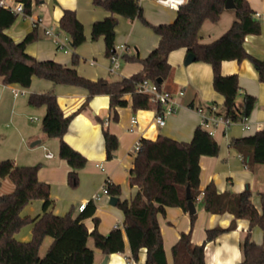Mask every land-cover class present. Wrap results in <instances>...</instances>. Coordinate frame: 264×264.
I'll return each mask as SVG.
<instances>
[{
    "label": "crops",
    "instance_id": "1",
    "mask_svg": "<svg viewBox=\"0 0 264 264\" xmlns=\"http://www.w3.org/2000/svg\"><path fill=\"white\" fill-rule=\"evenodd\" d=\"M96 0H33L32 12L28 17L19 16L14 25L6 33L16 42L22 41L34 29L33 22L40 19L38 39L27 47V53L39 61L53 60L67 67H73V51L69 38L59 32V22L64 10L76 12L77 18L84 26L86 41L76 49L80 58L75 67L77 72L90 79H108L111 81L128 78L143 71L139 62H127L122 55L146 58L159 45L160 38L154 30L139 19L133 21L116 15V48L121 55L119 68L112 71L111 58L106 56L104 38L92 40V26L111 15L110 12L95 5ZM255 12V17L262 24L259 35H248L244 48L254 57L264 61V0H247ZM145 19L151 25L174 23L177 10L173 11L149 0H141ZM259 14V16H257ZM236 19L235 10H225L217 23L204 22L199 41L208 44L223 35ZM52 29L59 33L64 47L58 44L46 31ZM188 51L185 48L176 50L170 55L173 67L171 76L164 81L163 89L173 93L180 105L176 113L166 119L165 126L156 122L155 110H138L132 108V98L125 96L127 105L124 107L110 106V97L96 95L88 100V92L81 87L72 85H54L52 82L34 77L31 86L23 88L19 84L6 85L0 77V144L2 150H8L7 159H12L18 165L40 164L38 178L50 185V196L54 200L50 208L56 215H67L72 212L74 217L80 214L82 203L93 202L96 211L93 217L84 220L88 231L95 228L94 218L99 219L98 229L102 234H108L116 227L124 230V213L117 205L111 204L112 196L103 193L107 181L119 185L121 194L118 200H130L138 191V187L130 185V170L133 168L135 145L140 139H157L160 135L173 137L178 141L189 142L198 126H201V116L198 108L205 110L215 106L218 113L227 114L223 106L224 97L213 87V71L210 64L194 61L185 65ZM224 75L237 74L239 94L236 100L237 111L243 110L246 95L257 100L250 116L232 118L229 126H221L214 134L220 146L217 156H202L200 158L201 174L200 189L202 191L212 183L217 193H227L229 197L238 195L249 187L252 192V203L262 211V196L264 195V165L254 168L246 167L241 154L232 147L233 139L254 135L264 129V83L259 81L258 72L249 60L238 62L228 60L222 63ZM184 91L183 95H179ZM15 92H19L16 96ZM55 92L58 103L65 116L74 115L65 141L74 150L87 158L86 167L81 168L79 184L72 187L68 176L72 171L69 163L59 157V140L50 138L43 131L42 119L46 113L45 107H35L29 104V96L33 93ZM135 118L137 123L133 124ZM104 129H108L119 140L118 149L112 159L107 158L104 139ZM11 142V145H10ZM35 144V145H33ZM10 150V151H9ZM52 153V158L47 157ZM1 157V156H0ZM15 189L12 180H0V195L11 193ZM99 195L94 201V196ZM202 198V197H201ZM196 203L197 219L192 227L191 215L180 207H168L164 215L157 217V224L163 236L164 248L168 262L173 263L172 248L179 241L182 233H192V241L201 245L207 237V231L220 227L227 229L232 224L234 228L219 235L205 246L206 264H238L244 256L241 243L247 235L250 220L237 219L226 210L221 214L208 213L203 202ZM43 213V201L33 200L27 204L21 215L36 218ZM33 224H28L16 234L20 241L32 238ZM252 240L263 243V231L255 227L251 232ZM53 243L51 237H46L40 247L39 254L45 256ZM87 245L95 252L94 264H103L108 256L107 264H145L147 250L141 249L138 259L132 256L130 244L125 236V252L106 255L95 247L94 239L88 238Z\"/></svg>",
    "mask_w": 264,
    "mask_h": 264
},
{
    "label": "trees",
    "instance_id": "2",
    "mask_svg": "<svg viewBox=\"0 0 264 264\" xmlns=\"http://www.w3.org/2000/svg\"><path fill=\"white\" fill-rule=\"evenodd\" d=\"M27 15H31L33 0H20ZM236 19L230 28L215 41L203 44L199 41L200 30L210 21L217 23L224 13L227 0H190L177 11L174 23L151 25L144 17L140 0H96L95 5L111 13L92 26V40L103 37L106 45V56L112 58L119 55L116 48V15L127 20L139 19L151 27L159 36V45L146 58L122 55L127 62H139L143 71L131 77L111 81L108 79L90 80L77 72L75 68L80 58L76 49L86 41L84 26L77 18L76 12L64 10L59 22V32L69 38L73 51V67H67L53 60L39 61L27 53V47L38 39V26L22 41L16 42L6 33L18 15L0 6V77L6 85L19 84L29 88L34 77L48 80L54 85H72L84 88L88 92V100L96 95L110 97V106L127 105L125 96L132 98V108L138 110H161L150 97L138 92V85L144 80L157 82L159 88L171 74L170 55L176 50L185 48L196 57L197 62L212 66L213 87L224 97L223 106L231 118L248 117L256 105V98L246 95L243 110L237 111L236 100L239 94L237 74L224 75L222 63L228 60L242 62L249 60L258 72L259 81L264 83V61L249 54L244 48L246 36L259 35L262 24L255 17V12L247 0H233ZM55 92L33 93L29 96V104L45 107L42 119L43 131L50 138L59 140V157L72 167L68 180L72 187L79 184L78 171L86 167L87 158L74 150L64 139L74 115L65 116L58 103ZM107 158L112 159L118 149L119 140L108 129L103 132ZM189 142L178 141L173 137L160 135L157 139H140L141 147L137 152L133 168L130 170V185L138 187V191L130 200H118L117 206L124 213V230L116 227L108 234L99 229V219L94 218L95 228L88 231L84 220L93 217L96 206L89 202L83 212L74 217L56 215L50 208L54 200L50 196V185L38 178L40 164L18 165L12 159L0 160V180H12L15 189L11 193L0 195V264H94L95 252L87 245L88 238L94 239L95 247L104 254L111 255L125 252V236L130 244L132 256L138 259L139 252L145 248L147 258L145 264H170L166 257L163 236L157 224L158 215H164L168 207H180L186 213L190 189L191 200L196 204L201 198L204 209L208 213L221 214L226 210L237 219L250 220V227L241 243L244 259L238 264H264V195L262 211L252 203V192L249 187L238 195L229 197L227 193L219 194L210 183L204 191L200 189V158L217 156L220 146L214 136L198 126ZM232 147L241 154L246 167L254 168L264 165V129L252 136L232 140ZM108 194L119 197L121 187L106 182ZM33 200L43 201V213L39 217H23V208ZM197 214L191 215L192 227ZM28 224H33L32 238L20 241L16 234ZM259 227L263 231V243L252 240V229ZM234 228H214L207 231L203 244L192 241V233H182L179 241L172 248L171 264H206L205 246L219 235ZM46 237L53 243L45 256L39 254L40 247Z\"/></svg>",
    "mask_w": 264,
    "mask_h": 264
},
{
    "label": "built area",
    "instance_id": "3",
    "mask_svg": "<svg viewBox=\"0 0 264 264\" xmlns=\"http://www.w3.org/2000/svg\"><path fill=\"white\" fill-rule=\"evenodd\" d=\"M141 1V0H140ZM145 1V0H144ZM155 4H158L160 6H164L168 9H171L173 11H178L181 7L186 5L190 0H149ZM0 6L7 10L15 13L16 15L21 17H28L24 10V5L22 1L20 0H0ZM256 16V15H255ZM259 16V14H257ZM40 19H37L33 22V27L39 26ZM46 33L53 37V39L58 44V47L62 49L64 47V42L60 40L59 33L53 31L52 29H47ZM112 71H115L119 68V64L121 61V55H117L111 58ZM138 92L144 95H147L150 97V100L152 103H155V105H160L162 107L161 110L156 109V122L159 126H165L166 119L176 113L178 108L180 107L176 96L163 89L159 88L158 83L152 80H144L142 83L138 85ZM184 91H180L179 95H183ZM15 95L18 96L19 92H15ZM197 112L201 116V127L208 131L212 136H214L216 130L220 128L221 126L229 127L233 123V119L227 115V114H221L217 112V109L215 106H212L210 109L205 110L202 108H198ZM132 123H137V120L133 118ZM141 147L140 141H138L135 145V153L139 152V149ZM54 155L52 153H48L47 157L52 158ZM103 193L108 194V188L107 185L103 187ZM109 195V194H108ZM99 195L94 196V201L98 200ZM88 203H82L79 206V211L83 212L86 208Z\"/></svg>",
    "mask_w": 264,
    "mask_h": 264
},
{
    "label": "water",
    "instance_id": "4",
    "mask_svg": "<svg viewBox=\"0 0 264 264\" xmlns=\"http://www.w3.org/2000/svg\"><path fill=\"white\" fill-rule=\"evenodd\" d=\"M235 7L236 6H235V3L233 0H227V2L225 4L226 10H233V9L235 10ZM187 55L188 56H186V59L184 61L185 65H189V64L193 63L194 61H196V57L194 54L188 53ZM162 81H163L162 78H159L157 82L162 83ZM33 145H35V144H33ZM187 198L189 199V202H187L189 214L194 215V214H196V204L191 200V194H190L189 188L187 189ZM117 203H118V198L112 197L111 204L115 206V205H117ZM156 226H158V224H156ZM107 262H108V256L105 258L103 264H107Z\"/></svg>",
    "mask_w": 264,
    "mask_h": 264
},
{
    "label": "rangeland",
    "instance_id": "5",
    "mask_svg": "<svg viewBox=\"0 0 264 264\" xmlns=\"http://www.w3.org/2000/svg\"><path fill=\"white\" fill-rule=\"evenodd\" d=\"M1 118V117H0ZM3 120L4 119H1L0 120V126H1V124H2V122H3ZM1 145L2 144H0V149H1ZM10 145H11V142H10ZM10 151V150H9ZM7 153H8V150H2L1 152H0V160H6L7 158H9V157H2V156H6L7 155ZM1 192V191H0Z\"/></svg>",
    "mask_w": 264,
    "mask_h": 264
}]
</instances>
